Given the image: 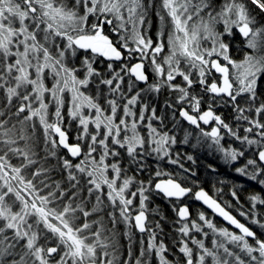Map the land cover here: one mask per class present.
Segmentation results:
<instances>
[{
    "label": "snow or ice",
    "instance_id": "snow-or-ice-1",
    "mask_svg": "<svg viewBox=\"0 0 264 264\" xmlns=\"http://www.w3.org/2000/svg\"><path fill=\"white\" fill-rule=\"evenodd\" d=\"M250 4L264 13V0H250ZM149 6L145 0H0V117L7 116L0 119V264H116L115 252L109 251L116 247L114 233L105 235L106 231L112 230L105 228L103 218L91 222L86 219L93 213L104 211L103 186H107V200L113 209L119 208L120 218L125 223L134 219V225L130 226L141 233L150 231L146 227V202L153 189L176 200L191 191L171 178L154 185L151 181L147 185L141 181L136 190L128 191L134 184L133 177L126 175L119 162H109L108 158L120 156L118 149H124L130 162L142 171L140 158L148 155L149 149L157 154V159L169 157L168 146L175 143V138L159 132L151 123L146 125L147 136L140 134L138 123L145 120L144 111L140 112L138 119L133 111L140 93L127 97L121 88L124 77L116 72L110 78H105L101 71L93 67L97 57L120 61L138 53L141 62L122 65L121 72L145 84L148 83V76L142 61L150 59L159 81L149 85V90L158 92L161 86H167L177 91L180 94L178 102L186 101L191 112L197 114H190L181 108L179 115L197 128H200V122L207 125L214 121L216 126L211 131L201 130L202 135L218 146L226 161H235L244 152L220 146L222 129L241 144L257 145L258 160L248 159L245 168H238L237 171L250 179H256L264 171V101L257 103L260 98L258 89L264 84V24H258L245 0H225L219 10H213L210 0H162V7L171 20L172 31L167 36L168 54L162 58V62H158L157 57L166 46L163 39L154 43L141 31L146 25ZM164 19L161 15L162 23ZM219 24H223V31L217 29ZM105 26H109L117 35L116 42L105 34ZM236 33L244 39L246 48L251 50L245 53L242 61L232 59L229 45L222 39L225 35L234 36ZM159 35L163 37V31ZM129 42L135 47H130ZM205 42L209 46H205ZM121 49L128 54L127 57ZM79 52L90 54L81 62L83 78L80 76L81 68L72 62ZM106 67L112 72L111 63ZM193 72L197 74L196 79ZM214 74L219 76L209 82L208 77ZM177 77H181L186 86L174 84ZM48 79L52 80L50 87L45 83ZM93 83L97 87L96 96L82 90ZM133 83L129 81V92ZM195 83L202 86L203 91L211 93L213 100L227 98L225 103L231 104L236 121H244L248 125L243 128L245 135L238 134L239 123L234 130L212 110L211 103L206 111H201V98L189 92ZM100 85L108 88V94L104 97L107 110L99 102L103 91ZM48 97L55 104V121L49 120ZM240 98H243L244 106ZM119 100H125V103L121 105ZM66 103L70 104L68 116L78 122L80 129L75 144L69 143V136L61 126V110ZM84 109L91 114H86ZM118 111H122V116L117 117ZM12 116L17 118L15 122H12ZM37 119L43 128L48 156L59 161L61 158L57 156V149L63 148L73 158L82 157L76 164L63 159L62 168L67 170V178L73 188L80 183L76 173L87 177L86 183L91 185L87 189L89 197L93 192L97 193L91 211L81 204L73 207L71 201L57 211L44 207L51 203L48 196L38 197V206L35 199L29 202L21 195L22 191L35 188L32 179H27L22 172L24 168L37 163L33 139ZM149 119H157L155 109H152ZM90 125L94 126V131L89 130ZM85 140L86 144L80 143ZM12 157L20 158L21 166L13 165L10 162ZM168 162L178 161L169 158ZM247 166L252 167L251 174L247 172ZM47 171L41 167L32 176H41ZM109 171L113 174L111 178ZM122 173L125 174L122 176ZM161 175L167 173L157 170L155 176ZM117 181L122 182L118 184ZM260 182L264 184V180ZM10 194L14 200L8 199ZM137 197L139 211L132 217L130 209ZM195 199L203 201L238 229L240 234L225 228L217 229L201 213L200 221L220 238L213 239L212 247L208 248L203 241L190 237L189 223H182L178 231L183 237H189L198 249L194 253L187 241H180L179 251L185 257V264H264V239L258 238L255 232L235 219L203 190L195 193ZM251 199L257 201L259 198L254 196ZM17 201L19 207L14 210ZM174 211L179 217L178 223L188 221L187 206L174 208ZM77 212L85 218L79 225L74 223ZM108 215L115 226L118 221L114 212ZM241 215L245 213L241 212ZM30 217L37 219L30 222ZM252 223L260 222L253 220ZM41 224L57 243L49 246L47 233L43 234L45 242L41 243ZM190 224L191 229L203 232L196 222ZM156 227L159 228V224ZM260 227L264 228V224H260ZM203 235L207 236V233ZM248 238L254 243H250ZM155 241V231H152L146 247L141 241L140 256L135 264H147L152 252L158 256L159 264H170L164 255L168 251L165 244ZM124 264H130V261Z\"/></svg>",
    "mask_w": 264,
    "mask_h": 264
},
{
    "label": "trees",
    "instance_id": "trees-1",
    "mask_svg": "<svg viewBox=\"0 0 264 264\" xmlns=\"http://www.w3.org/2000/svg\"><path fill=\"white\" fill-rule=\"evenodd\" d=\"M219 1L220 0H210L213 9L217 6L216 3ZM245 2L248 4V7L252 13L256 16L258 24H264V13H260L258 9H255V6L250 4V0H245ZM145 3L150 5L146 14V25H149L150 23L152 30L151 34H153L160 25L157 13L163 15L162 0H145ZM219 31L223 30L220 28ZM105 33L114 42L117 41L118 37L111 31L110 27L105 29ZM222 39L229 45V54L235 61H242L245 53L251 51L250 49L246 48L245 41L239 35V33H236L234 36L225 35L222 37ZM117 46L119 47V44H117ZM121 51L127 57L128 54L123 49H121ZM86 55L90 54L79 52L72 61L76 67L81 68V78H83L84 75V69L82 68L81 62ZM109 63H111L113 66L112 72H109L106 67V65ZM134 63L135 59L133 58H125L121 61H108L104 58L97 57L93 67L101 71L105 78H110L112 74L119 72L120 75L124 77V82L122 83L121 88L124 90V93L127 97H131L136 92L140 93V97L134 106L136 115H139L143 110L142 108H144L145 115L147 118H149L152 117V109H155V115L157 119H151L152 124L159 132L167 133L169 137L175 138V143L170 144L169 158L178 162L169 163L168 161L166 162V160L161 159H158L161 161H156L145 155L140 158V162L143 165V170L141 171L136 164L130 162L124 149H118V151L121 153L120 156L109 157L108 160L109 162H119L120 166L125 169L126 175L133 177L134 184L130 186L128 191L136 190V188L139 187L141 181H143L145 185L151 181L154 185L160 180H166L169 178L174 179L182 186L191 189L193 193L201 189L206 190L236 218H238L242 223L247 225L253 232H255L258 238L264 239V228L260 227V224H264V203L260 202L264 201V184L260 182L264 180V171H262L260 175L256 177V179H250L248 175H241L237 171L238 168H245L248 159L258 160V146H248L246 144H241L240 141L234 140L235 138L226 134L225 137L229 138L231 143L228 144L225 141L223 148L244 152L243 156L238 157L237 160L230 165L228 161L225 160L224 156L221 155L215 145L212 144L210 138L204 137L201 134L202 132L188 125L187 122L182 119V117L179 115V110L183 106L177 103L175 98L176 94L168 93L165 91V89H161L158 92L151 91L149 90V85H151V82L150 84L149 82L147 84H143L140 81H135L134 77H130L125 72H121L122 65H132ZM212 77H216L215 74L208 77L209 82ZM193 78L196 79L195 72H193ZM130 80L134 81L131 92L128 91V84ZM193 86V88L199 87L197 86V83H195ZM100 88L103 91L100 94L99 102L101 103L102 107L107 110L108 105L106 104L104 97L108 94V88L105 85H100ZM82 90L90 96L97 95V87L94 83L90 84L88 89ZM189 91L192 95L196 93L191 89ZM258 91L260 92V98L257 103H260L261 101H264V84L260 85ZM197 96L202 100V107L208 106L209 103H211L215 112L219 113L226 123H228L230 126H233L234 130H236V126L239 123V135H245L243 134V128L248 126L247 123L244 121H236V113L233 111L230 103H225L227 100L226 98L224 100L219 98L213 100L212 94L209 95L203 90L198 92ZM219 100L223 103H218L217 101ZM240 100L241 105L244 106L243 98H240ZM118 102L122 105L125 103V100H119ZM145 106H147V110H145ZM0 107H2V98H0ZM66 107L67 103L62 110L63 116H66L67 114L68 108ZM52 109L53 108L49 109V114H51ZM14 110L15 109L12 111ZM21 115L23 116L24 114ZM120 116H122V111H118L117 113V117ZM4 118H7V116L0 117V119ZM16 119L17 118L15 116L11 117L12 122H15ZM35 123L36 131L33 139L35 141V151L37 152L35 157L37 163L24 168L22 174L27 179H32L35 186L33 191H36L40 197L48 196L49 200L51 201V203H49L50 208L59 211L71 201L73 207H75L77 204H81L86 210L91 211L92 207L96 203L95 196L97 193L93 192L92 196L89 197L87 189L91 187V185L86 183L87 177L82 176L80 173H76V175L80 177V183L75 188H73L71 187V182L68 181L67 170L62 168L63 159H68L73 164H76L80 162L82 157L74 159L70 156L67 150L63 148L57 149V156L61 158L59 161L55 157L48 156L44 145L43 128L39 125L38 120H36ZM71 127L73 130L75 125H71ZM64 130L69 136V143L75 144L78 142L74 140L72 134L73 132L71 130L66 128ZM53 137L56 138L54 135ZM80 143L86 144L87 141H80ZM21 144H23V142H21ZM151 154L153 155V153ZM94 155L98 156L99 153H95ZM189 156L192 157L191 160L188 159ZM10 162L15 166H21L22 164V160L16 157H12ZM41 167L48 169L47 173L41 176H35L33 178L32 173ZM185 169L188 171H185ZM157 170L161 171L162 173H167V175L156 177L155 173ZM246 170L249 174H251L253 171L251 166H247ZM73 171L75 170L73 169ZM124 174L125 173H122V176ZM112 175L113 174L111 171H109L110 178ZM121 182L122 181H117L118 184ZM50 193H53L54 195H50ZM193 193L188 196L185 201H179L167 199L164 195L157 193L153 189V191H151L149 194V200L146 202L149 216L148 229L150 231H148L145 235L140 234L133 226H130L132 224L128 223L129 225H127L123 219L120 218L119 208L113 209L107 200V194L105 192L102 195V199L104 201V211L93 213L86 219L91 222L93 220H99L103 218V224L106 226V229L114 231L113 239L115 246L123 243L122 241L125 240L123 235H125V233L130 230L134 235L133 237H135V243L140 244L136 251L141 248V241H143V247L147 246V242L144 240V238L149 232L155 231V242L159 243L162 241L165 244L168 251L164 253V255L166 259L169 260L170 264H185V257L183 253L179 251V247L181 246L180 241L182 239L187 241L189 247L193 248V250L196 248V245L191 243V239L189 237H183L178 231L183 222L180 221L178 223L179 217L177 212L174 211V208H179L184 204H187L190 207L192 218L189 222H186L189 223V225H191L190 222L193 221L200 225L201 223L197 221V216L203 213L205 217L209 221H212L216 227L221 228L224 226L234 231L233 229L224 225L207 209L198 204L194 199ZM233 193H235V195H233ZM254 196L258 197L259 199L257 201H253L251 197ZM10 198L14 199L13 196H9L8 199L10 200ZM133 202V205L138 206V198L134 199ZM109 212H114L115 214V217L118 221L115 226H113L112 220L108 215ZM241 212L245 213V215H241ZM75 215L79 217V220L74 223L77 225L81 224L85 218L80 212H77ZM253 220H258L260 223H252ZM157 224H159V228L156 227ZM116 228L119 234L115 233L117 231ZM40 229L42 230L41 243H44V230L41 226ZM204 231L206 232V230ZM107 233L109 232L106 231L105 235H108ZM47 236L49 237V240L47 241L48 245H54L56 241L51 238V235L47 234ZM191 237H195L197 240H200L199 238H201V235L191 234ZM249 242L254 243L252 240H249ZM208 246H210V244ZM123 247H125V245H123ZM149 255L153 258V264H159V258L156 256L155 252H152ZM241 255L243 256L244 254L241 253ZM245 259H247L246 256ZM130 264L135 263L132 262Z\"/></svg>",
    "mask_w": 264,
    "mask_h": 264
},
{
    "label": "rangeland",
    "instance_id": "rangeland-1",
    "mask_svg": "<svg viewBox=\"0 0 264 264\" xmlns=\"http://www.w3.org/2000/svg\"><path fill=\"white\" fill-rule=\"evenodd\" d=\"M225 1L224 0H220L219 2H217L216 4H217V6L213 9V10H219V8L223 5V3H224ZM162 10H163V16H164V22L162 23L161 22V20H160V16H161V14H159V13H157V16H158V20H159V22H160V25L158 26V28H157V30H155L154 31V33L153 34H151V26H150V23H149V25H146V26H144L142 29H141V31H142V33L144 34V35H146L147 37H149V38H151L153 41H154V43L155 42H157L158 40H160V39H163V41H164V43H165V50H164V52H162L158 57H157V60H158V62H162V58L165 56V55H167L168 54V47H167V36H168V34L172 31V25H171V20H170V18L168 17V15H167V12H166V10H164L163 9V7H162ZM202 15H203V13H202ZM107 27H109V26H105V29L107 28ZM130 28H131V26H129V30H130ZM222 29L223 30V24H219V25H217V29L219 30V29ZM161 31H163V33H164V36L163 37H160V32ZM106 34V33H105ZM118 40V39H117ZM131 43V42H130ZM205 46H209V44H208V42H205ZM131 47H135V45L134 44H131ZM122 54H124V53H122ZM132 58L133 59H135V63H139V62H141V60H140V55L138 54V53H133L132 54ZM131 58V59H132ZM121 61V60H120ZM143 63H144V66H145V73L147 74V76H148V82H149V84H150V82H151V85H153V84H156V83H158V81H159V78L155 75V72H154V69H153V67L151 66V62H150V59H144L143 61H142ZM134 63V64H135ZM181 67L183 68L184 67V65H182L181 64ZM230 67V66H229ZM215 76L216 77H218V75H216L215 74ZM216 77H212L211 79H210V82L213 80V79H216ZM195 78H197V74L195 73ZM45 83H46V85L47 86H51V84H52V80L51 79H48V80H46L45 81ZM173 83L174 84H178V85H180V86H186L185 85V82L182 80V78L181 77H177L176 78V80L175 81H173ZM144 84V83H143ZM195 85V84H194ZM197 86H199L198 88H191V90L192 91H195L197 94H198V92H200V91H202V86H200L198 83H197ZM161 89H165V91H167L168 93H171V94H176L175 95V98H176V101H177V103L178 104H180V105H182L183 107L182 108H184V109H187V107H188V111H191V108H190V106H189V104L185 101V102H183V103H179L178 102V97H179V93L177 92V91H173V90H171V89H169L167 86H161V88H160V90ZM195 89V90H194ZM190 90V89H189ZM190 92V91H189ZM196 93H194L193 95H195V96H197V94ZM207 94H211V93H207ZM47 95V94H46ZM66 95H70V94H66ZM192 95V94H191ZM46 102L47 103H49V109L50 108H53L52 109V111H51V114H49V115H51V116H49V120L50 121H55V116H54V110H55V104L51 101V98L50 97H48L47 99H46ZM201 102H202V100H201ZM218 103H223L222 101H217ZM202 105V104H201ZM34 106H36V105H34ZM186 108H185V107ZM70 107V104H67V107L66 108H69ZM49 109H48V111H49ZM64 109V107L62 108V110ZM143 110L142 111H144V108H142ZM206 109H208V107L206 106ZM61 110V111H62ZM133 111L135 112V110H134V108H133ZM84 112L86 113V114H91L90 112H89V110L88 109H84ZM49 113H50V111H49ZM63 116V115H62ZM144 116H145V120L143 121V122H140V123H138V131L140 132V134L142 135V136H147V134H148V128L146 127V125L148 124V123H151L152 124V120L151 119H149V118H147L146 117V115H145V112H144ZM138 117H139V115H136V118L138 119ZM38 120V119H37ZM129 120H131V118H129ZM75 123V124H74ZM71 125H75V128L72 130V127H71ZM62 128H63V130L66 128V129H68V130H71L73 133V138H74V140L75 141H77V139H76V137H77V135L78 134H80V129H79V126H78V122L77 121H75V120H73L70 116H68V109H67V114H66V116H63V123H62ZM152 126H153V124H152ZM71 127V128H70ZM154 127V126H153ZM89 130L90 131H94V126H92V125H90L89 126ZM208 131H211V129H209ZM200 132H202V131H200ZM225 133H226V131H224ZM240 133V131H239V129H238V134ZM53 134V133H52ZM202 134V133H201ZM227 134V133H226ZM243 134H246L244 131H243ZM228 136H230V135H228ZM56 137V136H55ZM232 137V136H231ZM57 139H58V137H56ZM234 138V137H233ZM234 140H236V139H234ZM227 142L228 144H230L231 143V141L229 140V138H226L225 136L223 137V139H221V141H220V146H222L223 147V145L225 144L224 142ZM82 144V143H81ZM215 147L218 149V146L217 145H215ZM170 148V145L168 146V149ZM219 151V150H218ZM220 153H221V155L222 156H224L223 155V152H221V151H219ZM152 152H151V149H149V154L147 155V156H149L152 160H156V161H161V160H166V162L169 160V157H165V158H163V159H161V160H158L157 159V154L156 153H153V155L151 154ZM236 161V160H235ZM235 161H228V163L231 165V164H233ZM167 180V179H166ZM0 183H2V181H0ZM14 184H15V182H13ZM20 187H22V186H20ZM107 191H108V189H107V186H103V193L105 192L106 194H107ZM194 194V193H193ZM21 195H23L26 199H28L29 200V202H31L32 200H34L35 199V201H36V203H37V205L38 206H40V201H39V199H38V197H40L38 194H37V192L36 191H29V190H25V191H22L21 192ZM10 196H11V194H10ZM212 196V195H211ZM138 198V197H137ZM188 198V197H187ZM186 198V199H187ZM185 199V200H186ZM216 199V198H215ZM10 200H14V199H12V198H10ZM185 200H183V201H185ZM217 200V199H216ZM134 201V200H133ZM180 201V200H179ZM134 203V202H133ZM50 204L48 203L47 205H44V207L45 208H50V206H49ZM137 205L138 206H136V205H132L131 206V209H130V215L132 216V217H134L135 216V214L139 211V199H138V202H137ZM18 207H19V202L17 201L16 202V204L14 205V210H18ZM180 207H182V206H180ZM147 214H148V212H146ZM199 216H200V214L197 216V221H199V223H201L200 224V226L202 227V229H203V232H197L195 229H191V225H189V227H190V237H191V234H200L201 235V238H199L201 241H203V243L205 244V246L206 247H208V248H211L212 247V240L213 239H220L218 236H216L210 229H208L207 228V226L204 224V222L203 221H200V219H199ZM77 218L75 219V221L74 222H76V221H78L79 220V217L78 216H76ZM191 218H192V216H191ZM37 218L36 217H30L29 218V220H30V222H34L35 220H36ZM191 220V219H190ZM190 220H188V221H182L183 223H186V222H189ZM53 223H56V224H58L59 222L58 221H52ZM212 222V221H211ZM132 224V225H134V219H132V220H130L129 222H127L126 224L127 225H129V224ZM213 223V222H212ZM198 224V223H197ZM214 224V223H213ZM199 225V224H198ZM41 227H42V229H43V225L41 224L40 225ZM96 227V225H94V228ZM105 228H106V226H105ZM135 228V227H134ZM147 228H148V225H147ZM217 229H220V227L218 228V227H216ZM221 228H225V229H227L228 231H230V232H233L234 234H239V233H237L236 231H232V230H230V229H228V228H226V227H221ZM136 229V228H135ZM44 230V233H47V230H45V229H43ZM116 230H117V228H116ZM115 230V231H116ZM137 230V229H136ZM204 230H206V232L204 231ZM207 231H209V232H207ZM148 231H146V233H147ZM106 233V232H105ZM112 233H114V231L112 230L111 232H109V233H107L108 235H112ZM116 234H119L118 233V230L115 232ZM145 233V234H146ZM203 233H207V236H204L203 235ZM48 235H51V238L52 239H54L55 241H56V239H55V237H52V234L51 233H47ZM145 234H143V235H145ZM152 235V232H149L148 234H147V236L144 238V240L148 243V241H149V238H150V236ZM124 237H125V240L124 241H122L123 243L121 244H119V245H117L116 247H115V249H109V251L110 252H112V251H114L115 252V255H116V257H117V260H116V264H123L125 261H130V263H132V262H134L135 263V261H136V259L137 258H139V256H140V251H141V248L140 249H138L137 251H136V249H137V247L138 246H140V244H136L135 243V237H133L134 235L131 233V231L130 230H128V232L127 233H125V235H123ZM187 238V237H186ZM190 240V239H189ZM191 241V240H190ZM56 243H57V241H56ZM210 244V246H208ZM123 245H125V247H123ZM142 247V246H141ZM229 247H231V246H229ZM129 250H131V256L129 257ZM198 251V249H197V247L194 249V253L195 252H197ZM109 258H111V257H109ZM152 260H153V258L149 255L148 256V261H147V264H153V262H152ZM194 264H195V262H194Z\"/></svg>",
    "mask_w": 264,
    "mask_h": 264
},
{
    "label": "water",
    "instance_id": "water-1",
    "mask_svg": "<svg viewBox=\"0 0 264 264\" xmlns=\"http://www.w3.org/2000/svg\"><path fill=\"white\" fill-rule=\"evenodd\" d=\"M147 75V74H146ZM216 75H218L219 76V74H216ZM141 83H143V82H141ZM186 110V109H185ZM184 121H186V120H184ZM187 122V121H186ZM188 123V122H187ZM189 124V123H188ZM191 125V124H190ZM194 126V125H193ZM53 135L55 136V133H53ZM71 156V155H70ZM72 157V156H71ZM73 158V157H72ZM79 157H75L74 159H78ZM161 181V180H160ZM159 182V181H158ZM178 182V181H177ZM201 190H203V189H201ZM201 190H198V191H201ZM198 191H196V192H198ZM204 192H206L211 198H213L214 200H216L213 196H211L206 190H203ZM195 192V193H196ZM193 192L192 191H190L186 196H184V197H182L181 199H179L180 201H183V200H185L188 196H190L191 194H192ZM195 193H194V199H195ZM162 194V193H161ZM163 195V194H162ZM167 198V197H166ZM167 199H175V198H167ZM176 200V199H175ZM195 201L198 203V204H200L201 206H203L205 209H207L210 213H212L217 219H219L224 225H226L227 227H229V228H231V229H233L234 231H236L237 233H239V230L238 229H236L233 225H231L228 221H226V220H224L223 219V217H221L219 214H217L216 212H214L211 208H209L206 204H204L203 203V201H200V200H196L195 199ZM222 207H224L218 200H216ZM184 206H187L188 207V209H189V219L188 220H190L191 219V211H190V208H189V206L188 205H184ZM225 208V207H224ZM225 210L226 211H228L235 219H237L240 223H242L238 218H236L229 210H227L226 208H225ZM146 215H147V213H146ZM147 218H148V215H147ZM134 223H135V221H134ZM147 223H148V219H147V221H146V227H147ZM242 224H244V223H242ZM245 225V224H244ZM245 226H247V225H245ZM248 227V226H247ZM251 230V229H250ZM137 231L139 232V230L137 229ZM140 234H145L146 232H144V233H141V232H139ZM240 234V233H239ZM249 240H251V238H248Z\"/></svg>",
    "mask_w": 264,
    "mask_h": 264
},
{
    "label": "flooded vegetation",
    "instance_id": "flooded-vegetation-1",
    "mask_svg": "<svg viewBox=\"0 0 264 264\" xmlns=\"http://www.w3.org/2000/svg\"><path fill=\"white\" fill-rule=\"evenodd\" d=\"M220 99V98H219ZM225 99V98H224ZM227 99V98H226ZM208 107V106H207ZM187 110V109H186ZM207 109H206V106L205 107H202L201 106V111H206ZM212 110L215 112V110H214V108H212ZM190 112V114H193V115H197L196 113H192L191 111H189ZM217 115H220L219 113H217V112H215ZM221 116V115H220ZM221 118L223 119V117L221 116ZM183 119V118H182ZM184 120V119H183ZM188 124V123H187ZM188 125H190V124H188ZM190 126H192L193 128H195V129H197V130H199V131H201V130H203V131H208L209 129H212V127H214V126H216L215 125V122L213 121V122H210L209 124H207V125H205V124H203V122H200V128H197V127H195V126H193V125H190ZM225 130H221V135L224 137L225 135H226V133L224 132ZM172 200H175V199H172ZM184 205H187V204H184ZM184 205H182V206H184ZM190 208V207H189ZM148 215V214H147ZM148 222H149V216H148ZM147 225H148V223H147Z\"/></svg>",
    "mask_w": 264,
    "mask_h": 264
},
{
    "label": "bare ground",
    "instance_id": "bare-ground-1",
    "mask_svg": "<svg viewBox=\"0 0 264 264\" xmlns=\"http://www.w3.org/2000/svg\"><path fill=\"white\" fill-rule=\"evenodd\" d=\"M111 39V38H110Z\"/></svg>",
    "mask_w": 264,
    "mask_h": 264
}]
</instances>
